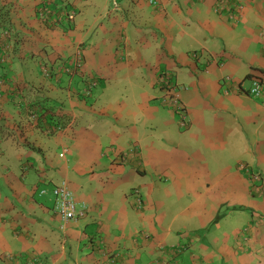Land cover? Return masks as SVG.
Listing matches in <instances>:
<instances>
[{"label":"crops","instance_id":"1","mask_svg":"<svg viewBox=\"0 0 264 264\" xmlns=\"http://www.w3.org/2000/svg\"><path fill=\"white\" fill-rule=\"evenodd\" d=\"M38 1L9 0L32 27L0 64L22 89L20 117L0 86V264H264V99L221 81L264 83V0H231L233 17L216 0H52L55 23ZM162 72L186 87L185 128ZM61 184L87 206L76 221L53 209Z\"/></svg>","mask_w":264,"mask_h":264},{"label":"built area","instance_id":"2","mask_svg":"<svg viewBox=\"0 0 264 264\" xmlns=\"http://www.w3.org/2000/svg\"><path fill=\"white\" fill-rule=\"evenodd\" d=\"M230 1L231 0H216L215 1V7L218 10L226 9L231 17H233L234 10L230 9ZM112 5L117 4V0H110ZM149 3L151 5L157 6L156 0H149ZM75 60H74V67L77 66L81 62V54L80 51L77 50L74 54ZM43 72L45 74L47 73L46 66L42 68ZM222 84L225 86L224 91L227 93L229 89H233V91L240 92L245 91L249 95L257 98H263L264 99V83L263 80L254 76L251 78V83L248 88L243 89L241 88L239 83H234L231 76L225 75L221 78ZM157 82L162 88L161 90L164 91V95L169 99V102L174 107V110L178 113V123L181 127H186L188 125V116L185 112L184 106L179 98V90L183 88V86H180L178 84H174L171 82V76L168 72H162L159 74ZM95 85L94 81H89L87 86L85 87L86 91L89 92V90ZM184 87L183 89H185ZM169 93V95H167ZM166 93V94H165ZM163 96V97H165ZM124 157V155H122ZM241 168L248 170L247 166L244 164H241ZM250 180L252 181V189L255 193L258 194H264V178L261 174V172L256 170H250ZM43 191H41L42 193ZM53 196H54V206L53 209L55 213L63 220V221H76L79 218L83 217L87 206L84 203H78L73 193L69 188H67L65 185H55V187L52 190ZM138 204L140 205L141 199H137ZM139 207V206H138ZM185 249L184 245H172L168 248H165L163 251L166 254L175 255L178 253H181ZM9 262L12 264H39L36 262L35 259L26 260V262L22 263L20 260L19 262V256L9 254L7 255Z\"/></svg>","mask_w":264,"mask_h":264},{"label":"trees","instance_id":"3","mask_svg":"<svg viewBox=\"0 0 264 264\" xmlns=\"http://www.w3.org/2000/svg\"><path fill=\"white\" fill-rule=\"evenodd\" d=\"M43 1L39 0L35 4V11L34 14L38 13V10L43 5ZM54 3H52V0H48L46 2V15L47 19L51 20L52 22H56L58 20V15H54L59 8H54ZM64 8V6H62ZM60 8L64 11L63 8ZM25 11L28 10H19L16 5L12 6V3L9 2V0H0V64L6 62L7 57H12L17 52H22V42L25 40L22 36V29H31V25H28L30 23L31 18L26 16L24 14ZM44 14V12H43ZM40 19V18H39ZM45 21L43 22H47ZM28 25V27H24ZM8 31L10 33V36L4 38L2 37L4 32ZM9 61V60H8ZM261 79V77L256 76ZM0 86H4L5 91L10 96L11 99H14L17 97L16 103H17V114H19L20 117H22V92L20 90L21 84L17 82L9 81L8 78H4L3 75H0ZM162 89V88H160ZM49 112V111H48ZM47 113L40 112L37 117V119L40 118V116H45ZM59 116H65V114L60 113ZM58 115H55L54 112L51 113V120L55 125H58L61 123V120Z\"/></svg>","mask_w":264,"mask_h":264},{"label":"rangeland","instance_id":"4","mask_svg":"<svg viewBox=\"0 0 264 264\" xmlns=\"http://www.w3.org/2000/svg\"><path fill=\"white\" fill-rule=\"evenodd\" d=\"M43 1V5L41 6V8L38 10V13L39 14H41L43 11H45L46 10V2L48 1V0H42ZM49 25H51V23H49ZM3 34V37L4 38H6V37H8V36H10V33L8 32V31H6V32H4V33H2ZM82 60V59H81ZM43 67H45V65H43L42 66V68ZM10 160H12V159H10ZM9 260V259H8Z\"/></svg>","mask_w":264,"mask_h":264}]
</instances>
